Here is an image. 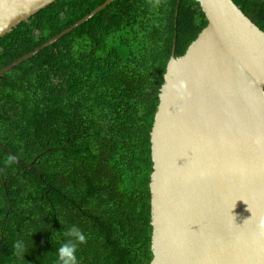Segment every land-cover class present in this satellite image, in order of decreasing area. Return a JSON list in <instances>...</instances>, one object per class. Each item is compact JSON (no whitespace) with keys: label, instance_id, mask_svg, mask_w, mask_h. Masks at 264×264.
Returning <instances> with one entry per match:
<instances>
[{"label":"trees","instance_id":"obj_1","mask_svg":"<svg viewBox=\"0 0 264 264\" xmlns=\"http://www.w3.org/2000/svg\"><path fill=\"white\" fill-rule=\"evenodd\" d=\"M105 1L55 0L19 23L0 69ZM232 1L264 31V0ZM206 24L196 0H114L0 75V264H57L71 225L79 264H149L159 89Z\"/></svg>","mask_w":264,"mask_h":264},{"label":"water","instance_id":"obj_2","mask_svg":"<svg viewBox=\"0 0 264 264\" xmlns=\"http://www.w3.org/2000/svg\"><path fill=\"white\" fill-rule=\"evenodd\" d=\"M54 1L0 0V37ZM196 1L207 24L172 52L149 135V264H264V31L232 0Z\"/></svg>","mask_w":264,"mask_h":264},{"label":"clouds","instance_id":"obj_3","mask_svg":"<svg viewBox=\"0 0 264 264\" xmlns=\"http://www.w3.org/2000/svg\"><path fill=\"white\" fill-rule=\"evenodd\" d=\"M66 239L57 250V264H79L77 252L79 245L86 242V235L77 225H71L65 233ZM15 254L23 257L27 251L24 241L14 244Z\"/></svg>","mask_w":264,"mask_h":264}]
</instances>
